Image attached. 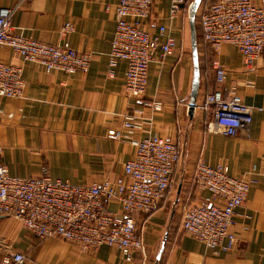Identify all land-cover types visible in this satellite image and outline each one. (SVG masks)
<instances>
[{"label":"crops","instance_id":"obj_1","mask_svg":"<svg viewBox=\"0 0 264 264\" xmlns=\"http://www.w3.org/2000/svg\"><path fill=\"white\" fill-rule=\"evenodd\" d=\"M201 2V1H200ZM17 0H0V8L14 7ZM117 0H28L12 16V32L54 43L62 25L69 21L67 36L74 49L90 55L87 71L46 72L37 63L22 62L10 47L0 45V62L22 67L24 89L20 97L0 95V164L22 177L38 176L45 167L54 179L90 184L123 175V163L133 154L130 138L158 134L182 148V159L173 173L169 195L159 208L138 215L145 255L122 258L111 246L94 252H78L70 243L31 235L12 217L0 216V238L10 252H21L23 264H262L264 254V53L252 67H245L240 53L223 44L215 53L201 42L197 61L198 87L192 96L194 62L189 19L178 12L168 18L169 0H154L143 27L154 34L160 24L168 26L177 48L171 55L148 66L142 97L124 91L125 65L120 62L114 76L106 75L110 41L115 28ZM200 4V3H199ZM202 47V51L200 50ZM226 71L222 83L215 82L212 62ZM234 87L241 101L252 106L248 135L225 136L208 131L211 115L186 104L200 103L207 92H226ZM159 100L160 110L145 101ZM124 114L134 115V127L120 139L106 136L118 129ZM212 124V123H211ZM198 160L208 165L222 163L230 174L246 175L249 190L233 216L229 232L236 241L229 251H214L184 234L180 223L183 210L208 199L197 189L192 173ZM109 207L121 213L117 203ZM2 252H0V262Z\"/></svg>","mask_w":264,"mask_h":264},{"label":"built area","instance_id":"obj_2","mask_svg":"<svg viewBox=\"0 0 264 264\" xmlns=\"http://www.w3.org/2000/svg\"><path fill=\"white\" fill-rule=\"evenodd\" d=\"M25 1L28 0H17L14 7L0 8V45L10 47L22 62L37 63L46 72L87 71L89 53L71 47L67 38L73 30L71 22L62 25L54 43L12 32L13 13ZM153 1L117 0L115 5V28L106 75L113 77L116 67L123 62L124 91L130 97L144 95L149 64L161 61L177 48L168 26L158 25L154 34L143 27ZM192 1L169 0L168 18L182 12L189 19ZM197 9L195 18L204 46L218 53L223 44L233 45L247 68L264 53V0H206ZM212 67L215 82L222 83L225 69L217 61L212 62ZM24 85L20 65L0 62L1 96L20 97ZM144 104L155 111L162 107L159 100ZM186 107L190 111V102ZM196 108L211 115L208 131L225 136L248 135L254 108L241 101L234 87L225 93L207 92L200 103L194 101L191 111ZM133 127L134 115L124 114L120 127L109 129L106 136L120 139L123 131ZM128 142L133 154L123 163V175L113 181L104 178L90 184L72 183L51 178L45 167L38 176L22 177L0 164V216L16 219L37 238L62 239L81 253L107 245L116 248L127 261L133 260L136 253L144 256L137 216L155 211L169 195L173 173L182 159V148L178 141L158 134L130 138ZM192 182L197 189L207 191L209 197L183 210L182 232L214 251L231 250L236 237L229 228L236 209L247 197L248 177L230 174L222 163L211 166L198 160ZM112 202L118 204L121 213L109 207ZM0 252V264H23L26 260L23 253L10 252L9 244L2 238ZM261 263L264 264V254Z\"/></svg>","mask_w":264,"mask_h":264},{"label":"water","instance_id":"obj_3","mask_svg":"<svg viewBox=\"0 0 264 264\" xmlns=\"http://www.w3.org/2000/svg\"><path fill=\"white\" fill-rule=\"evenodd\" d=\"M201 0H193L189 10V25H190V35H191V50H192V58L194 62V77H193V87H192V96L195 97L196 90L198 87V61H197V45H196V37H195V26H194V19H195V12ZM194 99L190 100V111L194 104Z\"/></svg>","mask_w":264,"mask_h":264},{"label":"rangeland","instance_id":"obj_4","mask_svg":"<svg viewBox=\"0 0 264 264\" xmlns=\"http://www.w3.org/2000/svg\"><path fill=\"white\" fill-rule=\"evenodd\" d=\"M206 0H201V2L200 3H204ZM199 6H200V4H199ZM198 6V7H199ZM198 10V9H197ZM194 26H195V29L198 31V25H197V18H195L194 19ZM198 33V37H199V32H197ZM198 42H199V40H198ZM201 51H202V47H201V49H200Z\"/></svg>","mask_w":264,"mask_h":264},{"label":"trees","instance_id":"obj_5","mask_svg":"<svg viewBox=\"0 0 264 264\" xmlns=\"http://www.w3.org/2000/svg\"><path fill=\"white\" fill-rule=\"evenodd\" d=\"M197 32L198 31L195 29L196 45H197V48H198V33Z\"/></svg>","mask_w":264,"mask_h":264}]
</instances>
